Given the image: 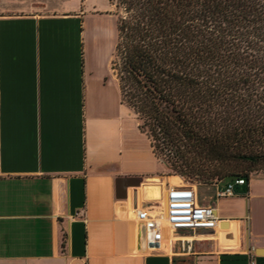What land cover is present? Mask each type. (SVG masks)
<instances>
[{
  "label": "crops",
  "instance_id": "crops-1",
  "mask_svg": "<svg viewBox=\"0 0 264 264\" xmlns=\"http://www.w3.org/2000/svg\"><path fill=\"white\" fill-rule=\"evenodd\" d=\"M117 43L110 4L0 0V264H264V179L224 200L194 185L229 226L151 248L139 212L165 224L187 184L122 104Z\"/></svg>",
  "mask_w": 264,
  "mask_h": 264
},
{
  "label": "trees",
  "instance_id": "trees-1",
  "mask_svg": "<svg viewBox=\"0 0 264 264\" xmlns=\"http://www.w3.org/2000/svg\"><path fill=\"white\" fill-rule=\"evenodd\" d=\"M262 2L116 0L122 104L174 176L210 186L235 176L246 195L264 174ZM203 158L224 166L208 171Z\"/></svg>",
  "mask_w": 264,
  "mask_h": 264
},
{
  "label": "built area",
  "instance_id": "built-area-1",
  "mask_svg": "<svg viewBox=\"0 0 264 264\" xmlns=\"http://www.w3.org/2000/svg\"><path fill=\"white\" fill-rule=\"evenodd\" d=\"M221 187L217 198L229 199L237 196V188L244 187V179H238ZM139 219L145 223L150 234V246L157 250L162 241L172 232H203L215 231L220 226V218L214 207L198 206L193 186L184 185L170 191L167 203L166 223L160 225L157 221H151L147 212H139Z\"/></svg>",
  "mask_w": 264,
  "mask_h": 264
},
{
  "label": "rangeland",
  "instance_id": "rangeland-1",
  "mask_svg": "<svg viewBox=\"0 0 264 264\" xmlns=\"http://www.w3.org/2000/svg\"><path fill=\"white\" fill-rule=\"evenodd\" d=\"M88 1H89L90 5H94L95 4V5H98V6H109V4H110L113 7L114 12L115 13L117 12V8H116V5H115L116 4V0H88ZM262 3H264V0H263ZM197 162H200L203 165V167L206 170H208V171L209 170H213V169H217V168H220V167H223L224 166L220 162L215 161V160H212V159L210 160L208 158L200 159ZM170 164L161 162V165H163L166 174H168L170 176H174V174L172 172V167H171ZM174 177H178L185 184L191 185V186L199 185V184H202L203 183L202 180H198V179H196L194 177H189V178H183L181 176H174ZM263 179H264V174L263 173L254 174L252 176V180H254V181H256V180H263ZM216 193H217V191H216L215 187H212L210 185L201 186L200 187V190H199V194L203 198H209L210 196H214ZM222 200H224V199H222ZM225 205H229V204H225V202H224V207L223 208H226ZM227 208L230 209V206L227 207ZM172 235H173L172 234V231L169 230V236H172Z\"/></svg>",
  "mask_w": 264,
  "mask_h": 264
},
{
  "label": "water",
  "instance_id": "water-1",
  "mask_svg": "<svg viewBox=\"0 0 264 264\" xmlns=\"http://www.w3.org/2000/svg\"><path fill=\"white\" fill-rule=\"evenodd\" d=\"M236 180H238V177L232 176V177L227 178V179H226L223 183H221L220 185H221L222 187H226L229 183H232V182H234V181H236ZM221 224H222V228H223V227H227V226H229L230 222H228V221H223V222H221ZM257 254H258V255H263V254H264V249H260V250H258Z\"/></svg>",
  "mask_w": 264,
  "mask_h": 264
}]
</instances>
